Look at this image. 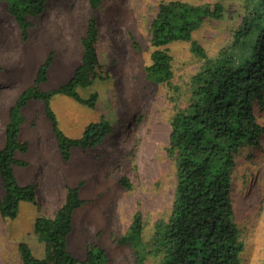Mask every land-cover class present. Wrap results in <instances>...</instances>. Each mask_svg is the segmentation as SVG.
<instances>
[{
    "label": "rangeland",
    "instance_id": "rangeland-1",
    "mask_svg": "<svg viewBox=\"0 0 264 264\" xmlns=\"http://www.w3.org/2000/svg\"><path fill=\"white\" fill-rule=\"evenodd\" d=\"M162 1L170 0H103L96 11L101 67L90 86L78 88L85 99L97 94L95 107L62 93L52 97L51 108L68 137H81L88 124L108 119L113 131L100 145L85 151L74 147L65 161L44 101L31 99L22 109L19 140L28 142L29 150L17 152L16 157L27 164L15 165L14 171L21 185L38 186L40 206L22 201L15 219L0 213V264H24L20 242L28 243L35 256H45L35 220L55 214L65 201L67 186L79 187L84 200L74 212L68 236V249L79 259L97 244L106 251V264H139L130 245L120 242L134 215L142 216L149 246L156 223L169 218L176 189L175 162L168 152L171 119L177 107L187 105L191 77L202 61L190 43L176 41L168 45L174 69L170 84L147 78L153 51L151 22ZM184 1L226 6L224 18L207 19L194 33L210 55L232 42L244 16L240 0ZM93 13L90 0H48L45 12L31 18L24 40L7 3L0 0V148L6 142L10 106L34 84L39 67L51 54L48 79L40 89L56 90L73 76ZM255 111L264 124V102ZM123 176L130 188L121 183ZM232 201L245 244L241 264H264V134L259 146L247 147L237 157ZM160 259L152 252L143 264H160Z\"/></svg>",
    "mask_w": 264,
    "mask_h": 264
},
{
    "label": "trees",
    "instance_id": "trees-1",
    "mask_svg": "<svg viewBox=\"0 0 264 264\" xmlns=\"http://www.w3.org/2000/svg\"><path fill=\"white\" fill-rule=\"evenodd\" d=\"M1 1L7 3L24 40L29 37L31 18L44 13L48 3V0ZM102 1L90 0L94 13L88 20L82 39V60L73 76L56 90L42 91L39 84L48 79L51 54L39 67L34 84L22 91L10 108L6 142L0 148V179L4 187L0 213L4 218L15 219L22 201L40 206L36 185H21L14 171L15 165L27 164L16 154L29 150V143L19 140V131L24 121L22 109L31 99L44 101L65 161L71 158L74 147L92 149L113 131L111 122L103 117L88 124L81 137H68L51 108L56 93L95 107L97 94L85 99L78 88L90 86L101 67L96 48L99 38L96 11ZM240 1L244 9L242 23L232 42L214 56L195 39L194 33L207 19L225 17L227 10L222 2L162 1L151 22L153 51L151 63L146 66L149 80L170 84L174 69L168 45L176 41L190 43L193 54L202 63L191 77L187 105L177 107L171 119L168 152L176 168L171 214L167 220L156 223L150 246L144 239L139 212L120 238V242L133 249L139 264L152 252L161 255L160 264H241L245 244L235 220L232 189L237 157L245 148L259 146L264 134V124L255 111V106L264 102V0ZM121 183L131 187L125 176ZM83 203L79 187L67 186L65 201L55 214L36 218L34 231L45 244V256H35L28 243L20 242L24 264L107 263L106 251L97 244L88 247L84 259L75 257L68 249L73 215Z\"/></svg>",
    "mask_w": 264,
    "mask_h": 264
},
{
    "label": "crops",
    "instance_id": "crops-1",
    "mask_svg": "<svg viewBox=\"0 0 264 264\" xmlns=\"http://www.w3.org/2000/svg\"><path fill=\"white\" fill-rule=\"evenodd\" d=\"M16 99H17V98H16ZM16 99L14 100V102L16 101ZM12 105H13V104H12ZM12 105H11V106H12ZM11 106H10V108H11ZM8 121H9V119H8ZM8 121H7V123H8ZM7 123H6V125H7ZM84 151H85V150H84ZM34 184H35V183H34ZM35 185H36V184H35ZM49 185H50V184H48V187H50ZM36 188H37L36 190H37V199H38V191H39V188H38L37 185H36ZM39 194H41V189H40Z\"/></svg>",
    "mask_w": 264,
    "mask_h": 264
}]
</instances>
